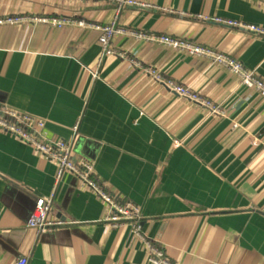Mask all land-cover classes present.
<instances>
[{
    "label": "crops",
    "instance_id": "obj_1",
    "mask_svg": "<svg viewBox=\"0 0 264 264\" xmlns=\"http://www.w3.org/2000/svg\"><path fill=\"white\" fill-rule=\"evenodd\" d=\"M0 0V16L45 15L152 32L229 55L264 80V0ZM148 5V6H147ZM99 32L69 25L0 27V105L44 123L46 141L73 142V157L118 200L141 207L142 238L112 227L107 207L30 144L0 131V264H151L144 241L173 264H264V99L224 68L158 44L115 38L102 58ZM190 89L214 115L156 83ZM78 131L74 133V127ZM55 195L57 231L28 228L36 199Z\"/></svg>",
    "mask_w": 264,
    "mask_h": 264
},
{
    "label": "built area",
    "instance_id": "obj_2",
    "mask_svg": "<svg viewBox=\"0 0 264 264\" xmlns=\"http://www.w3.org/2000/svg\"><path fill=\"white\" fill-rule=\"evenodd\" d=\"M116 5L118 9L126 7H144L135 0H103ZM148 6V5H147ZM217 23L225 24L229 27L241 29L258 36H264V28L255 25L244 24L235 21L215 20ZM48 25L53 28L62 29L69 25H77L81 28L93 29L99 32V45L101 47L102 58L116 56L126 59L127 54L116 51L113 45L115 38L126 36L137 42L148 44H158L165 48L187 54L193 57H201L208 60L212 65L224 68L227 72L235 76L242 86L255 91L264 99V80L255 71L246 68L235 58L220 53L214 49L204 47L190 41L177 39L171 36L160 35L152 32H142L118 26L113 20L108 24L88 23L83 20L58 19L45 15H7L0 16V27H17L23 25ZM135 68L142 69L156 82L179 94L197 105L208 109L214 115H223L220 107L201 95L194 93L190 89L183 87L176 82L163 77L157 70L143 68L136 60L130 59ZM78 124L74 127V133L78 131ZM44 123L36 117L20 113L8 106L0 105V131L13 135L28 143L33 149L43 156H46L57 167V181L60 182L64 175L70 174L76 177L83 186L91 189L107 207L106 222L112 227L130 226L133 232L142 238L139 221L143 217L140 206L131 202L116 199L106 192L94 178V166L86 160H76L73 157V142L56 140L48 142L41 135ZM55 195L42 197L37 200L36 208L28 223V228L35 230L38 235L51 234L57 231L60 222L51 216ZM151 264H173L165 250L152 241H144ZM14 264H29V257L20 256Z\"/></svg>",
    "mask_w": 264,
    "mask_h": 264
},
{
    "label": "water",
    "instance_id": "obj_3",
    "mask_svg": "<svg viewBox=\"0 0 264 264\" xmlns=\"http://www.w3.org/2000/svg\"><path fill=\"white\" fill-rule=\"evenodd\" d=\"M37 200H38V199H36V203H37Z\"/></svg>",
    "mask_w": 264,
    "mask_h": 264
}]
</instances>
